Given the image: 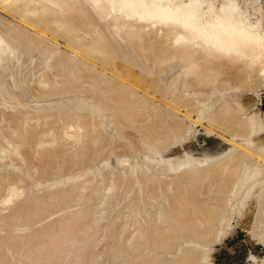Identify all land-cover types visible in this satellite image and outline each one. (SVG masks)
I'll list each match as a JSON object with an SVG mask.
<instances>
[{
    "label": "bare ground",
    "instance_id": "bare-ground-1",
    "mask_svg": "<svg viewBox=\"0 0 264 264\" xmlns=\"http://www.w3.org/2000/svg\"><path fill=\"white\" fill-rule=\"evenodd\" d=\"M95 1L0 0V96L14 107L11 110L8 105L10 110L7 108L0 121V160L6 162L9 156L13 162L8 159L6 164L17 167L22 162L28 170L27 176L18 173L20 170L11 172L10 167L0 171V264H211L213 244L227 233L236 206L242 203L245 208L251 196L257 198L255 231H264V151L246 147L257 145L251 137L261 131L263 126L257 124L264 120L256 113L240 116L242 105L237 97L235 104L229 101L232 97L222 99L220 106L216 102L218 109L212 100L210 105L201 102L208 90L213 94L216 87L227 86L238 92L264 77V27L250 24L251 32L254 28L261 32L252 38L240 32L244 30L239 23L244 13L203 16L196 9L167 6L165 0ZM42 45L45 52L40 51ZM40 52L44 54H37ZM29 56L32 63L35 60V73L28 70L20 78ZM193 86L208 90L201 92L202 107L190 106L191 113L196 111L191 120L185 116L186 109L185 115L178 112L187 105L183 103L185 94L174 91L181 87L185 92L184 88ZM221 90L216 89L221 96L227 93ZM73 93L78 94L77 100ZM65 100L76 102L74 110H59ZM88 104L98 105L100 110L93 106L97 113L87 114ZM212 106L217 110L214 114ZM210 111L211 123L207 122L212 124L211 130L244 138L245 142L238 144L240 150L236 146L238 151L234 148L210 162V157L191 159L186 154L181 161L161 162L162 158L156 169L150 162L144 168L138 164L139 170L133 164V181L127 180L132 176L128 177L131 171L127 168L124 175L125 169H116L118 176L112 169L92 170L104 153H127L130 146L125 142L134 144L129 141L138 133L139 145L149 146L151 153L148 146L147 151L144 148L151 154L146 157L155 160L163 149L184 140L192 123L206 120ZM103 114H110L111 119H104ZM131 131L137 133L128 141ZM7 137L15 141L16 148L5 145ZM79 172L101 175L86 179L91 178L88 174L90 177L83 179ZM119 174L127 178L121 177L122 183L130 181L127 204H120L123 199L114 191L120 199L114 202L120 205H100L101 209L97 200L106 194L101 181L119 178ZM67 175L75 176L69 180ZM73 177L77 182H68ZM45 180H53L51 186L44 184L46 190L42 187ZM120 184H115L116 188ZM47 186L53 188L47 190ZM241 194L244 197L238 198ZM113 195L109 198L114 199ZM77 198L80 205L87 206H76L78 201L71 205ZM51 211L53 216L42 223ZM236 213L241 216L242 210ZM103 218L107 220L99 224ZM37 221L41 224L36 225ZM70 237L83 242L73 256H68L71 244L67 241L66 252L57 248L63 246L62 239Z\"/></svg>",
    "mask_w": 264,
    "mask_h": 264
},
{
    "label": "rangeland",
    "instance_id": "rangeland-1",
    "mask_svg": "<svg viewBox=\"0 0 264 264\" xmlns=\"http://www.w3.org/2000/svg\"><path fill=\"white\" fill-rule=\"evenodd\" d=\"M224 1H228L229 2V4L232 6V7H234V9L235 10H233L232 8H230V7H228L227 5H225L224 3H227V2H224ZM224 1H221V0H203V1H201V0H165V2H166V5L167 6H170V7H174L175 9H181V10H193V9H196L200 14H203V16H213V17H217V14L216 13H219V14H224V15H226V13H230V12H239V13H244L245 14V16L243 17V19L242 20H240L239 21V23L244 27L243 29V31H240L241 32V34H242V32H243V34L242 35H244V36H251L252 38L253 37H257V36H260V35H258V34H260L261 32H260V30L259 29H256V28H254V30H256L257 31V33H255L256 31H252L251 32V30H250V24H253V25H255V26H258L259 28H262V27H264V0H224ZM95 2H97L98 3V1L96 0ZM103 2H110L109 0H100V2L99 3H103ZM92 3H94L93 1H92ZM228 4V3H227ZM226 7L228 8V10H231V11H227V9H226ZM242 21V22H241ZM243 23V24H242ZM241 26V27H242ZM253 28V27H252ZM250 30V32H248ZM246 31H247V33H246ZM244 32H245V34H244ZM254 32V33H253ZM248 34V35H247ZM257 34V35H256ZM254 35V36H253ZM256 35V36H255ZM261 37H259V39H260ZM259 39H257V40H259ZM43 46V45H42ZM46 46V45H45ZM39 47V46H38ZM37 47V48H38ZM41 47V46H40ZM47 47V46H46ZM23 48H24V50H25V47L23 46ZM42 48V47H41ZM44 48V49H43ZM43 48L42 49H40V51L42 50L43 52H45L44 50H46V48L43 46ZM38 50H39V48H38ZM35 52H37V50L35 51ZM34 52V53H35ZM37 54H40L41 56H42V54H44V53H37ZM31 56V55H30ZM30 56H29V60H28V58H27V62L25 61V65L23 64L22 65V67H21V72H20V74H19V76H20V78L21 77H23L24 76V74H26V73H29V71L32 73V71L31 70H33L34 71V73H35V69H34V67H35V65H34V63H35V60H33L34 62L32 63V60H30ZM32 57V56H31ZM41 58V57H40ZM35 59V58H34ZM37 59L38 60H36V61H39V58L37 57ZM28 61H29V63H30V65H29V63H28ZM31 61V62H30ZM31 64H33V65H31ZM26 67V68H25ZM30 68V69H29ZM25 71V72H22L23 70ZM29 70V71H28ZM23 73V74H22ZM21 75H23V76H21ZM149 79V78H148ZM148 79H146V80H148ZM145 80V82L147 83L148 82V84L150 83V81H146ZM259 80V79H258ZM171 81V80H170ZM179 81H182V80H179ZM169 82V81H168ZM171 83V82H170ZM168 85H169V83H167ZM171 85H172V83H171ZM174 85V84H173ZM178 86V84L177 83H175V86ZM175 86H173V88L175 87ZM254 86V87H253ZM253 86L252 87H250V88H247V89H245V88H242L241 90H239L238 92H235L234 91V89L232 90L231 89V87H228L227 88V86H226V88L228 89V91H225V89L226 88H224L223 87V89L222 88H217L216 87V89L217 90H221V93L223 92V90H224V92H227V93H225V94H227V95H225L224 94V92H223V96H221L220 95V93H219V91H216V89H215V92H212L213 94H209L208 93V89H206V90H208V91H206L207 92V94H209V96L211 97V98H209V100H208V98H205L206 96L207 97H209L207 94H205V91L203 90L205 87L203 86H199V87H190V90H192V91H190L188 88H184V91L187 93V91L189 92V93H185V92H183L182 90H180V88L181 87H176L175 89L177 90V91H174V89H171V87H170V90H173L175 93L176 92H178L179 94H180V92H182L181 93V96H183L184 94V96H186L185 98L186 99H184V97H183V99H184V102L183 101H181V102H183V103H186L187 105H184L183 106V103H182V106L183 107H179V109H178V112L179 113H182V114H186V110H187V114L185 115V116H187L189 119H193L194 118V116L196 115V111H194L195 112V114H194V116H193V114L192 113H194V112H192L191 113V111H190V109H191V107H194L193 105H195L196 107L198 106H201V104L199 103L200 102V100L201 101H203V98H204V101L203 102H201L203 105L206 103V104H208V103H210L211 104V100H212V103L214 104V106H217V105H215L216 104V102L219 104L218 106H220V102H221V100L222 99H224V101H226V100H229V99H227V98H229L230 97V99H231V97H232V100H229L230 102H232V101H236V99H234V97H237V101L238 102H240L241 103V105H242V110H240L239 111V115L240 116H242L243 115V117H246L247 115L248 116H251V115H253V114H260V116L263 118V120H264V77L263 78H261L259 81H257V83L255 82V85L253 84ZM201 87V89H202V91H201V89L198 91V88H200ZM183 88V87H182ZM197 90H196V89ZM254 88V89H253ZM178 89H179V91H178ZM188 89V90H187ZM197 91L196 93H194L195 91ZM214 89H213V91H214ZM226 89V90H227ZM253 89V90H252ZM229 90H230V92H229ZM250 90H252V91H250ZM194 93V94H192V93ZM201 92H203L205 95V97H203V94L201 93ZM231 92H232V94H231ZM202 95H201V94ZM218 93H219V95H218ZM189 94L192 96L193 95V97L194 98H192L191 96H189ZM198 94V95H197ZM75 97H74V96ZM73 95H71L70 94V96H73V99H78V94L77 95H75L74 93H73ZM216 95H217V97H216ZM65 96H67V95H65ZM69 95L67 96V97H70ZM212 96H213V98H212ZM220 96H221V98H220ZM228 96V97H227ZM87 97V96H86ZM188 97H189V99L190 100H188ZM196 97V98H195ZM200 97V98H199ZM201 97H203V98H201ZM226 97V98H225ZM4 98V97H3ZM198 98H199V101H198ZM219 99V100H217V99ZM5 100H7L6 98H4ZM4 99H2L1 98V96H0V121L2 122L3 120H4V115L6 114V113H8L7 111H9L10 109L12 110V109H14V107L11 105L10 106V104H12V103H10V100H8V101H5ZM67 99H70V98H67ZM72 99V100H73ZM191 99H192V101H191ZM206 99H207V101H206ZM12 100H14V99H12ZM11 100V101H12ZM185 100H187L186 102H185ZM214 100H216V101H214ZM191 101V102H190ZM195 101H196V103H199L200 105H196L195 104ZM232 102V103H236V102ZM5 103L6 102V104H7V107L5 106L6 104H3V103ZM10 104H9V103ZM189 102V103H188ZM215 102V103H214ZM192 103V104H191ZM194 103V104H193ZM76 104V102L74 103V101H73V103H72V101H71V103L70 102H67V100H65V102H63V103H60L59 105H58V108H59V110H61V111H65V110H74L73 108H75V106H77V104ZM205 104V105H206ZM210 104H208V105H210ZM10 107H9V106ZM92 107H91V106ZM88 104V106H90V108H88L87 107V109L85 110L86 111V113L88 114V112H89V114L91 113L92 115H94L92 112L94 111V112H96L97 113V111H95V110H100L99 109V107H98V105H95V104ZM189 105V106H188ZM202 105V106H203ZM93 106L95 107H97V109L96 108H93ZM187 106V107H186ZM191 106V107H190ZM201 106V107H202ZM217 106V109L219 108ZM10 109H9V108ZM31 108L33 107V106H30ZM213 107V106H212ZM6 108V109H5ZM9 110H8V109ZM29 108V107H28ZM31 108H29L30 109V111H32V113H33V110H31ZM181 108V109H180ZM214 108V107H213ZM33 109V108H32ZM34 109H36L37 111H38V109L34 106ZM57 109V108H56ZM184 109H186V110H184ZM193 109V108H192ZM194 109H195V107H194ZM7 110V111H6ZM182 110H184V112L182 111ZM211 110V109H210ZM215 110V108L213 109V110H211L212 111V113L213 112H215L216 113V111H214ZM6 111V112H5ZM105 112L107 111V113H110L108 110H104ZM181 111V112H180ZM211 111L209 112V114H208V117H207V119L205 120V118H204V120L203 121H200V122H193L192 123V125H191V129L190 130H192V132L189 130V135L187 134L186 135V137L184 138V140H180L178 143H175V144H171L170 146H168V147H166L165 149H163L164 151H162L161 152V154H155V156H157V157H154V158H156L155 160L154 159H149L148 160V157H146V155L147 156H149V155H151V154H147L146 153V151L149 149V146L148 145H139V143H138V136H140V135H138V134H135V133H137V132H135L134 131V133L131 131V133H130V135L129 136H127V140L130 138L131 139V137H132V139H131V141H129V143L130 142H132V143H134V144H132V145H134V146H132L131 145V143L130 144H128V143H126L125 142V144H127L128 146H130V147H132L131 149L132 150H129L130 149V147L128 148V151L130 152V154L128 153V151H127V153H122L123 155H115V154H113V153H111L110 155H109V152L108 153H104L103 155H101L94 163H93V165H92V170H94V168L96 167V169H95V171L96 170H98V167H99V169L100 170H98V171H102V170H104V172H107V170L108 171H111V169H112V171H114L115 173L116 172H118L119 171V169H120V171H121V169H125V168H127L128 170H129V172L130 173H128L126 170L127 169H125V170H123L121 173H123L122 175H124V174H126V173H124L125 171L127 172V175H129L128 177H130L131 175H132V173H134L133 175H135L136 176V174H135V171H136V169H135V171L134 172H132V167L135 165V166H137L138 164L139 165H141L143 168L144 167H149L148 165L149 164H147V163H149L150 162V167H152V168H154L155 167V169L156 168H158V167H156V165L157 166H159L157 163H159L160 165H162L161 164V162H163L165 159L166 160H173L174 161V159H178V160H180V159H182V160H185L186 159V157H187V155L191 158V159H202V158H205V157H210V158H212V159H208V162H210L211 160L213 161V159H216V158H218V157H221L222 155L223 156H226L228 153H231V152H233L232 151V149H234V148H236V146L238 147V144H240V143H244L245 141H244V138H241V137H239V136H232L231 137V135H230V137H229V135H228V137H226L227 136V134H226V136H225V133H220V131H218L219 133L217 134L216 132V130H215V128H214V130H211V128H210V126L212 127V124H210L209 125V123H211V122H209L208 121V119H210L209 117H211V115H212V113H211ZM104 112V113H105ZM191 114H190V113ZM242 112V113H241ZM245 112V113H244ZM35 113V112H34ZM102 112H100V114H101ZM211 113V114H210ZM244 113V114H243ZM189 114V115H188ZM214 114V113H213ZM245 114H247V115H245ZM251 114V115H250ZM91 115V116H92ZM108 115H110V114H108ZM107 115V116H108ZM88 116H90V115H88ZM106 115L105 114H103V117H104V119L106 118V120H107V116L105 117ZM247 116V117H248ZM109 117V116H108ZM110 119H111V117H109ZM110 119H108V120H110ZM243 119V121H245L244 120V118H242ZM209 123H208V122ZM4 123V122H3ZM195 123V124H194ZM72 124H74V123H72ZM259 124H261L263 127H261V128H259L261 131H259L258 130V133H256L255 132V134H253L252 135V137H251V139L255 142L254 144H257V145H247L246 147L247 148H249L250 146V148L249 149H256L257 151H261V150H263L264 151V121L262 122V123H258L257 125H259ZM194 126V127H193ZM4 128H6L7 129V127H4ZM263 128V129H262ZM208 129H210V130H208ZM1 130V129H0ZM3 130V129H2ZM5 130V129H4ZM76 130L77 129H75V128H73V131L74 132H76ZM6 131V130H5ZM78 131V130H77ZM214 131H215V133H214ZM1 132V131H0ZM10 133L11 131H8V129H7V133ZM132 134V135H131ZM8 136H10V135H8ZM10 138V140H8ZM133 138H134V140L135 139H137V145H139L140 147L138 148V146H136L135 144V142H134V140H133ZM126 140V141H127ZM13 141V140H12ZM11 141V137H7V140H6V142H5V145L7 144V147H10L9 149H13V148H16V146H15V141L14 142H12ZM127 141V142H128ZM258 141H259V143H258ZM1 142V141H0ZM257 142V143H256ZM9 144V145H8ZM145 146L148 148V149H146L145 148ZM135 147V148H134ZM137 147V148H136ZM19 148V150H20V147H18ZM17 148V149H18ZM134 148V149H133ZM146 149V151H145V149ZM239 148V150L242 148V147H238ZM238 148H236V149H234V151H238L237 149ZM107 150H108V148H107ZM137 150H138V153H137ZM11 151H13V150H10V152ZM102 151V150H101ZM140 151H141V153H140ZM144 151V152H143ZM103 152V151H102ZM101 152V153H102ZM104 152H106V151H104ZM136 152V153H135ZM148 152H150V149H149V151ZM132 153H135V154H132ZM151 153V152H150ZM11 154H14V151L13 152H11ZM106 154V155H105ZM124 154H126L125 156H124ZM187 154V155H186ZM263 154V153H262ZM107 155H109V156H107ZM114 155V156H113ZM160 155H161V158H160ZM106 158H105V157ZM222 156V157H223ZM22 157V156H21ZM102 157V158H101ZM6 158V157H5ZM5 158H3L4 160H5ZM23 158V157H22ZM21 158V159H22ZM104 158V160H102ZM121 158H123L121 161H120V159ZM147 158V160H145ZM150 158V157H149ZM163 158V160H161ZM7 159V161H9L10 160V158H9V156L6 158ZM9 159V160H8ZM125 159H127V160H125ZM26 160V159H25ZM25 160H23V162L25 161ZM127 161V162H122V161ZM159 160H161V162L159 161ZM6 161V162H7ZM11 162H13L12 160H10ZM19 161H21L20 159H19ZM145 161H146V164H145ZM148 161V162H147ZM177 161V160H176ZM181 161V160H180ZM6 162L4 161L3 162V160L1 159L0 160V164H1V166H0V171H4V170H6L7 168L9 169V167H10V169L11 170H13V171H11V172H14L15 170L18 172L19 170H20V172H18V173H20L21 175H23V176H27V173H28V170H26L25 168L27 167L26 166V164L25 163H20L19 165H17V167L16 166H14L13 167V165H14V163L13 164H11V162L8 164H6ZM208 162H205L204 164H207ZM129 163V164H128ZM23 164H25V166L23 165ZM127 164V165H126ZM134 164V165H133ZM155 166H154V165ZM7 165V166H6ZM22 165V167H20ZM124 165V166H123ZM138 165V170H139V168L140 169H142L140 166ZM5 166V167H4ZM11 166H12V168H11ZM19 166V167H18ZM132 166V167H131ZM134 166V167H135ZM16 167V168H15ZM108 167V168H107ZM118 167V168H117ZM129 167V168H128ZM131 167V168H130ZM18 169V170H17ZM28 169V168H27ZM116 169H118V171L115 170ZM134 169V168H133ZM106 170V171H105ZM157 170H159V169H157ZM89 171H91V170H89ZM111 171V172H112ZM161 171V170H160ZM16 172V173H17ZM74 173V172H73ZM72 173V174H73ZM76 173V172H75ZM80 174H81V172H79ZM79 173H78V175H79ZM95 172H92L91 174H90V172L89 173H87L86 175H84V174H81L82 176H78V175H76V178L75 179H77V176H78V181H81L80 180V178L82 177L83 179L84 178H86L85 176H88V174H90V176H91V178H86V179H92L93 177L95 178H98L97 176L99 175V173L100 172H98V174H97V176L94 174ZM97 173V172H96ZM103 173V172H102ZM114 173V174H115ZM119 173V172H118ZM95 176H94V175ZM117 174V173H116ZM75 175H67L68 177H66L67 179H69L70 180V176H75ZM101 175V174H100ZM100 175H99V178H100ZM133 175L130 177V179H127L126 177L124 178V176L122 177L121 176V174H119V178H117V176H118V174H117V176H115L114 177V179L113 178H108V179H106L104 182L105 183H107V184H105L104 182H103V180L101 181L103 184L102 185H104V188H103V186H100V188L101 189H103L102 191H103V193H106L105 194V198H102V195H101V197H100V199L102 198L103 200H99L100 202L101 201H103L104 203H100V202H98V200H97V205L98 206H100V205H102L103 207H105V206H107V205H109L108 207H114L115 208V206L117 207V206H119L120 204H122V205H126L127 204V198H126V192H127V183L128 182H130V181H133L131 178H134L133 177ZM90 176H88V177H90ZM159 176L161 177V174H159ZM121 177L122 178H124V179H127V180H130V181H125V182H123L122 183V181L124 180H122L121 181ZM26 178V177H25ZM72 178V177H71ZM115 178H116V181H118L117 183L115 182ZM74 179V177H73V179L71 180V181H69L68 180V182H72L73 180V182H75L76 180ZM119 179V180H118ZM108 180V181H107ZM111 180V181H110ZM135 180V179H134ZM25 181H27L26 179L22 182V183H25ZM46 181V180H45ZM45 181H43V185H42V187L44 186V184L46 183L47 185H52V183H51V181H53V180H47L46 182ZM111 183H113L114 184V186H113V184H111ZM121 181V182H120ZM47 182H49V184L47 183ZM77 182V181H76ZM115 182V183H114ZM18 183H20V182H18ZM51 183V184H50ZM118 183H121L120 185H119V187H117L119 190H120V193H121V191H122V194L120 195V194H118V192H119V190L117 191V190H115V189H117L116 188V186H115V184H118ZM124 183H126V184H124ZM123 184H124V186H123ZM53 187H54V185H53ZM53 187H51V188H53ZM122 187H126L125 189L123 188L122 189ZM44 188V187H43ZM46 188V187H45ZM44 188V189H45ZM48 188H50L49 186H47V190H48ZM50 188V189H51ZM245 186L242 188V189H244L245 190ZM43 189V190H44ZM109 190V192L107 191V190ZM122 189V190H121ZM46 190V189H45ZM112 190H113V192H112ZM123 190H125V193H123L124 191ZM244 190H242L243 192H241V193H244L245 191ZM88 192L89 193V191H90V189H87L86 188V190H85V192ZM104 191H106V192H104ZM114 191H116V193L115 194H117L116 196L117 197H119L120 199H123L121 202H119L120 201V199H118L117 200V198L115 197V194H114ZM86 192V193H87ZM108 193V194H107ZM114 195H113V194ZM113 195L115 198L113 199V198H109V197H111V195ZM112 196V197H113ZM121 196V197H120ZM122 196H124V197H122ZM244 197L242 194L241 195H238V198H240V197ZM252 197V198H251ZM250 198H248L247 199V202L245 203V204H248L245 208H243V204L242 203H240V204H238V206H236V207H238L237 208V210H242V215H243V217H242V215L241 216H239L238 215V213H236L237 212V210L234 212L235 214H234V217L231 219V226H228L227 227V229H226V227H225V229H226V232L227 233H225V235H223L222 236V239L220 240V241H217V242H215L214 244H213V246H212V251H211V253H210V258H211V264H264V231L262 232L263 233V235H262V233L261 234H259L258 233V230H256L255 231V228H254V220H255V216H257L256 214L258 213V211H257V209H258V207H257V198H255V196H251ZM117 200L120 204H118L117 203V201H115L114 202V200ZM107 200V201H106ZM76 201H78L77 202V205L76 206H78L79 207V203L81 202H79V199L77 198L75 201H74V203H72L71 205H75L76 204ZM125 201V202H124ZM105 202L107 203V204H105ZM79 204V205H78ZM112 204H113V206H112ZM81 205H83V206H85L86 205V203H85V205H84V203H82ZM81 205H80V207H81ZM241 205V206H240ZM87 206V205H86ZM102 206H100V208L101 209H103L102 208ZM73 206H71V208H72ZM75 207V206H74ZM108 207H105V208H108ZM69 208V207H68ZM77 207H75L74 209H76ZM70 209V208H69ZM79 209V208H78ZM5 211H7V210H5ZM4 211V212H5ZM51 212H52V214H51ZM51 212H49V213H47L48 215L49 214H51V216L49 215H45V217H44V219H41V218H39L38 220H40L42 223L43 222H46L47 223V221L53 216V214L55 213V212H53V211H51ZM60 213V212H59ZM46 216H47V218H46ZM50 217V218H49ZM255 217V218H254ZM49 218V219H48ZM103 220L104 221H106L107 220V218H103L102 220H100V223L99 224H103L104 222H103ZM40 221H39V223H38V221H37V223L38 224H36V225H39V224H41L40 223ZM101 221H102V223H101ZM35 224V223H34ZM0 225H1V222H0ZM2 226V225H1ZM34 226V225H33ZM99 226V225H98ZM22 228V227H21ZM26 229L27 228H25L24 230H23V232H25L26 231ZM28 230H29V228H28ZM0 231H1V228H0ZM101 230H99L98 232H100ZM253 231H255L254 233H256V234H253ZM97 232V233H98ZM102 233V232H101ZM105 235V233L103 234V236ZM262 236V237H261ZM70 239H72V240H70ZM67 241V243H69V246H70V244H71V246L69 247L70 249L68 250V244L65 246L64 244L66 243L65 241ZM74 240L76 241V242H74ZM62 241H64L63 242V246L62 247H60L62 244H59V245H57V246H59V247H57V248H64V251H65V249H66V251L68 250V251H70L69 253V255L68 256H73L77 251V249L76 248H78V247H80L82 244H83V242H81V241H79V240H77L75 237H70L69 239L68 238H64V239H62ZM61 241V242H62ZM69 241V242H68ZM60 242V243H61ZM71 242V243H70ZM78 242V243H77ZM74 244V245H73ZM75 244H77V245H75ZM80 244V245H79ZM73 245V246H72ZM65 246V247H64ZM71 247H72V249H71ZM74 248H75V250H74ZM60 250V249H59ZM71 250H74L75 252H73V253H71ZM65 251V252H66Z\"/></svg>",
    "mask_w": 264,
    "mask_h": 264
}]
</instances>
